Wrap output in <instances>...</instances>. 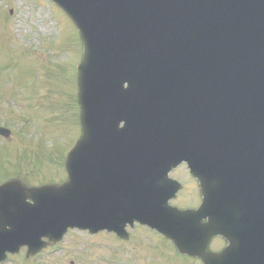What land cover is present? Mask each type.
<instances>
[{"label":"water","instance_id":"water-1","mask_svg":"<svg viewBox=\"0 0 264 264\" xmlns=\"http://www.w3.org/2000/svg\"><path fill=\"white\" fill-rule=\"evenodd\" d=\"M51 1L84 46L82 136L63 185L0 186V262L69 229L128 239L140 222L205 264H264L263 234L206 253L214 223H264V0ZM188 148L209 172L198 211L169 204L181 188L169 173Z\"/></svg>","mask_w":264,"mask_h":264},{"label":"rangeland","instance_id":"rangeland-1","mask_svg":"<svg viewBox=\"0 0 264 264\" xmlns=\"http://www.w3.org/2000/svg\"><path fill=\"white\" fill-rule=\"evenodd\" d=\"M82 56L79 33L57 6L0 0V125L15 135L0 143V183L18 176L34 186L66 180L64 160L81 133ZM134 228L128 241L71 231L36 258L25 260L24 249L4 264H198L174 253L160 235Z\"/></svg>","mask_w":264,"mask_h":264},{"label":"flooded vegetation","instance_id":"flooded-vegetation-1","mask_svg":"<svg viewBox=\"0 0 264 264\" xmlns=\"http://www.w3.org/2000/svg\"><path fill=\"white\" fill-rule=\"evenodd\" d=\"M11 140L5 139L0 135V143L10 142ZM192 167L187 163H183V165L178 168L174 173L171 174L172 178L181 181L183 185L182 193L185 194L183 198L184 203L186 204V208H198L201 205V193L197 180L191 175ZM178 174L181 175V179L177 178ZM194 194V200H191V195ZM219 222H221L219 220ZM227 221H223V223H214L216 225L222 226V233L220 236H216L212 241V251L216 254L221 253L225 248H227L231 244V238L237 237L240 241H243L248 238V236H252V234L256 235V233H263V224L264 223H238V221H234L233 223H224ZM203 224H209L204 222ZM259 224L261 226L259 227Z\"/></svg>","mask_w":264,"mask_h":264}]
</instances>
